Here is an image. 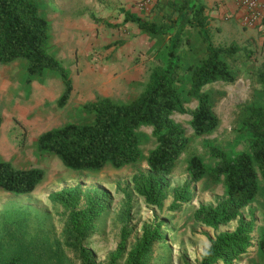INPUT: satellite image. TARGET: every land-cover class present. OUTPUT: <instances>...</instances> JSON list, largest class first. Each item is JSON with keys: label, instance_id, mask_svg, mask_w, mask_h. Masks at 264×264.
I'll use <instances>...</instances> for the list:
<instances>
[{"label": "rangeland", "instance_id": "1", "mask_svg": "<svg viewBox=\"0 0 264 264\" xmlns=\"http://www.w3.org/2000/svg\"><path fill=\"white\" fill-rule=\"evenodd\" d=\"M37 1L49 24V52L67 71L72 90L66 104L58 107L57 100L64 86L56 73L47 71L45 76L27 82L25 60L0 63V160L9 161L15 167H38L45 171L43 180L29 194H12L0 189V264H7L15 257L18 258L15 264H82L76 246L65 231L68 212L48 199L50 193L76 184L87 192L100 190L107 194V209L83 240L92 255V264H107L115 250L121 227L127 222L124 214L127 192L132 194L128 221L130 246L145 224L165 220V239L154 245L151 264L199 261L210 240L220 231L233 230L236 221L213 229L191 218L200 204H213L220 199L224 185L210 183L206 178L192 179L187 172V159L192 154L199 155L211 166L215 159L209 152L210 146L232 153L247 150L237 124L238 105L255 98L253 93L258 86L255 71L264 63L262 44L246 37L242 26L233 19L220 24V30L211 27L215 45L237 43L250 51L251 56L247 61L239 60L240 73L234 83L218 82L204 88L220 92L214 105L219 117L215 131L196 137L189 124V113L172 116L186 130L190 143L169 179L172 188L189 183L192 198L174 209L170 194L163 207L157 209L146 205L130 183L135 171L147 170L145 158L155 147L151 127L138 129L142 151L138 161L121 167L108 164L93 171L65 167L56 156L38 151L36 140L43 131L70 122L89 121L91 116L82 108L87 102L102 97L125 102L143 89L151 68L162 64L163 59L156 40L141 32L133 22H124L122 10L155 20L167 12V2L173 0ZM185 106L191 110L197 102ZM260 185V195L243 211L245 216L254 213L256 238L264 235L262 180ZM238 264H264V253L254 248Z\"/></svg>", "mask_w": 264, "mask_h": 264}, {"label": "trees", "instance_id": "2", "mask_svg": "<svg viewBox=\"0 0 264 264\" xmlns=\"http://www.w3.org/2000/svg\"><path fill=\"white\" fill-rule=\"evenodd\" d=\"M166 7L167 12L155 20L122 10L124 22H133L156 40L163 59L162 64L151 68L143 89L125 102L108 97L87 102L82 108L91 116L89 121L70 122L43 131L36 140L38 151L56 156L65 167L93 171L108 164L121 167L138 161L142 156L138 129L151 127L155 147L145 158L147 170L135 171L130 183L146 205L157 209L163 207L170 194L174 209L192 198L189 183L172 188L169 179L190 143L186 130L172 116L189 113V124L196 137L215 131L219 117L214 105L220 92L204 88L218 82L234 83L240 73L239 60L247 61L251 56L237 43H213L212 25L203 0H173ZM49 39V24L37 0H0V63L25 60L27 82L45 76L47 71L56 73L64 86L57 106L63 107L70 97L72 83L65 68L49 52ZM255 78V98L238 105L237 124L247 150L232 153L210 146L209 152L215 159L211 166L199 155L192 154L187 159V172L192 179L206 178L210 183L224 185L223 196L213 204H200L191 218L213 229L232 221H236V226L216 234L200 260L186 264H238L254 248L264 253V235L254 236V213L243 214L260 195L261 180L264 182V63L256 69ZM192 101L197 106L188 110L185 105ZM44 176L42 168L15 167L0 160V189L5 192L29 194ZM106 197L105 191L87 192L80 184L48 195L52 203L68 212L65 231L82 264H92V255L83 240L107 209ZM125 198L127 222L121 227L107 264H151L154 245L165 239V220L145 224L130 246L132 194L127 192ZM17 261L15 257L7 264Z\"/></svg>", "mask_w": 264, "mask_h": 264}, {"label": "crops", "instance_id": "3", "mask_svg": "<svg viewBox=\"0 0 264 264\" xmlns=\"http://www.w3.org/2000/svg\"><path fill=\"white\" fill-rule=\"evenodd\" d=\"M206 5V14L210 19V24L217 27L220 30L219 25L223 22L233 19L235 22L240 24V11L236 7L234 0H203ZM242 26V25H241ZM246 37H253L257 44H262L264 48V38L259 29L253 27H244ZM235 30V27H234ZM260 36V37H257Z\"/></svg>", "mask_w": 264, "mask_h": 264}, {"label": "built area", "instance_id": "4", "mask_svg": "<svg viewBox=\"0 0 264 264\" xmlns=\"http://www.w3.org/2000/svg\"><path fill=\"white\" fill-rule=\"evenodd\" d=\"M234 1L241 13L240 24L244 27H257L264 36V0Z\"/></svg>", "mask_w": 264, "mask_h": 264}]
</instances>
